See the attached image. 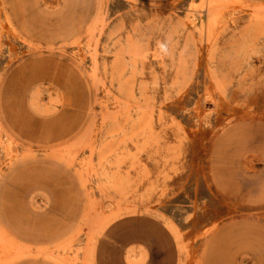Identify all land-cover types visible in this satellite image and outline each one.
I'll return each mask as SVG.
<instances>
[{
	"label": "rangeland",
	"instance_id": "374dc122",
	"mask_svg": "<svg viewBox=\"0 0 264 264\" xmlns=\"http://www.w3.org/2000/svg\"><path fill=\"white\" fill-rule=\"evenodd\" d=\"M117 251L264 264V0H0V264Z\"/></svg>",
	"mask_w": 264,
	"mask_h": 264
},
{
	"label": "crops",
	"instance_id": "0c3cea01",
	"mask_svg": "<svg viewBox=\"0 0 264 264\" xmlns=\"http://www.w3.org/2000/svg\"><path fill=\"white\" fill-rule=\"evenodd\" d=\"M140 1L148 2V3H160V2H166V1H169V0H140ZM41 173L42 172H38L37 174L35 173V176L36 177L43 176V179H41V178L40 179H36L33 182V184H30V187L32 188V190H31V199L34 198L35 192H43L44 189H42V188L46 187V188H48L47 190L50 193L53 194L52 195L53 196L52 197L53 204H54L53 208L55 209V207H56L55 206V202H58V200L55 199L56 198V195H55L56 186H57L58 183L56 184V182H51V180H48V179L45 178V175H47V174L44 175V174H41ZM22 177H23L22 174H18V175L16 174L14 176V178H12L9 181H13L14 184H18L19 183L18 185H20L21 184L20 182H22ZM13 196L12 195H10V196L8 195L7 198L11 200V199H14ZM50 202H52V201H50ZM9 213H10V215L11 214L15 215L14 213H12L11 210H10ZM50 213H51V215H49V218H43L39 222L40 224L43 225V227L45 225L50 226L48 228L49 231H47V233H45V232L38 233L36 236H33V235H31V236H22L21 238L27 239V240H32V241L36 242L39 245H44V244H46V242H49V243L56 242L59 239V236H60V235L56 236L59 231H63L64 230L65 231L64 234H66L68 232V228H69V225H70L71 221L64 220V222H62L63 221L62 218H60V216H57L54 211L52 212V210H51ZM69 216H71V215L69 214ZM59 224L62 225V227H60V229L57 228V226H56V225H59ZM121 257H122V255H120V252L117 251V253L115 255L111 256V261L110 262L114 263V264H121V262H122L121 261ZM101 262H102V264L109 263V261L107 262L105 260V256L102 257V261ZM11 264H56V263H54L52 261H49V260H46L44 258H40V257H26V258L19 259V260L15 261V262H13Z\"/></svg>",
	"mask_w": 264,
	"mask_h": 264
},
{
	"label": "bare ground",
	"instance_id": "6f19581e",
	"mask_svg": "<svg viewBox=\"0 0 264 264\" xmlns=\"http://www.w3.org/2000/svg\"><path fill=\"white\" fill-rule=\"evenodd\" d=\"M212 2H213V0H212ZM213 7H214V5H213ZM208 11V10H207ZM210 14H211V16H210ZM207 15H208V13H207ZM214 15H215V12H214V14H212V12L211 13H209V15L208 16H206L205 18V20H207V23L206 24H209V25H211L210 23L212 22V20H213V18H212V16L214 17ZM218 17V16H217ZM251 17V16H250ZM216 22H217V20L216 19H214ZM201 22H202V19L200 20ZM214 21V22H215ZM179 24V23H178ZM113 134V133H112ZM176 151V150H175ZM2 229V228H1ZM22 248V247H21ZM25 249V248H24ZM26 252V251H25ZM27 252H29V251H27ZM31 253V252H30ZM20 255V254H19Z\"/></svg>",
	"mask_w": 264,
	"mask_h": 264
}]
</instances>
